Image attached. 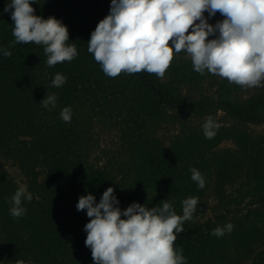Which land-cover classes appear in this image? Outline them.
Instances as JSON below:
<instances>
[{
  "label": "trees",
  "instance_id": "trees-1",
  "mask_svg": "<svg viewBox=\"0 0 264 264\" xmlns=\"http://www.w3.org/2000/svg\"><path fill=\"white\" fill-rule=\"evenodd\" d=\"M9 2L0 0V49L11 52L10 57L0 52V264H15L17 260L25 264H94L91 249L85 244L84 229L90 218L87 210H77V203L88 194L99 203L109 187L115 189L122 211L133 203L151 209L167 200L182 215V201L189 197L199 201L213 172L222 179L223 187L240 178L241 169L230 155L215 150L227 136L238 139L241 153L250 164L237 193L243 197L250 194L254 202L264 206L261 147H251L241 133L213 129L214 136L208 139L203 130L194 131L166 148L156 143L146 129L148 121L167 109L192 113L213 104L233 117L262 121L264 94L245 102L227 96L216 101H188L155 74L106 76L88 52L87 42L98 23L110 14L111 0H37L32 4L36 15L45 19L54 16L67 26V43L74 44L78 53L72 61L49 67L42 45L14 42L11 12L4 11ZM56 73L66 77L58 88L52 85ZM92 81L100 86L109 82L136 126L131 127L128 141L135 175L127 188L107 170L86 163L63 129H56L40 112V102L47 93L70 100ZM40 158L45 164L42 173L35 169ZM3 159L18 165L28 179L32 199L23 201L26 213L19 218L10 214V200L19 187L4 173ZM191 168L203 176V189L191 179ZM233 200L237 201V197ZM219 222L221 225L210 219L183 223L184 230L176 234L174 244L183 249L187 264H229L234 251H238L236 246L243 247L245 241L235 233L226 232L219 238L210 234L216 227L226 225L225 219ZM252 264H264V253Z\"/></svg>",
  "mask_w": 264,
  "mask_h": 264
},
{
  "label": "clouds",
  "instance_id": "clouds-1",
  "mask_svg": "<svg viewBox=\"0 0 264 264\" xmlns=\"http://www.w3.org/2000/svg\"><path fill=\"white\" fill-rule=\"evenodd\" d=\"M34 2L7 3L4 11L11 12L14 42L42 45L49 67L72 61L78 53L74 44L67 43V26L54 16L36 15ZM205 12L210 17L219 12L225 18L212 25ZM87 43L88 52L111 78L147 72L164 79L175 54L183 51L201 75L207 71L245 88L264 86V0H111L110 14L98 23ZM0 52L11 56L7 48ZM65 82L66 77L56 73L52 85L58 88ZM40 103L51 110L55 94L47 93ZM60 115L71 122L70 107ZM202 127L205 137L213 138L216 125L211 116ZM190 171L191 179L203 189L201 173L196 168ZM114 192L113 187L107 188L99 203L92 194L81 196L77 203V210H87L90 218L84 229L85 244L94 264H187L183 249L174 242L184 230L183 223L193 219L197 198L182 201V215L167 200L151 209L133 203L122 211ZM31 199L27 186L21 185L11 197L10 214L23 216L22 203ZM233 227L231 223L218 226L210 234L219 238Z\"/></svg>",
  "mask_w": 264,
  "mask_h": 264
},
{
  "label": "rangeland",
  "instance_id": "rangeland-1",
  "mask_svg": "<svg viewBox=\"0 0 264 264\" xmlns=\"http://www.w3.org/2000/svg\"><path fill=\"white\" fill-rule=\"evenodd\" d=\"M204 16L212 25L225 18L219 12L214 17L205 12ZM214 38L216 37H209ZM158 79L188 101L200 99L216 101L227 96L237 102H245L256 95L264 94V86L245 88L207 71L204 75L197 73L193 69L190 57L183 51L175 54L165 78ZM65 107L71 108L70 123L61 119L60 114ZM127 109L112 92L108 81L107 85L103 86L92 81L73 95L72 99L57 97L55 107H51V110L42 107L40 112L50 119V123L56 129H63L86 163L107 170L117 182L127 188L132 185L135 175L128 149L129 134L131 127L136 128ZM262 113V121H250L233 117L217 104L211 105L207 110L192 113L167 109L160 117L148 121L146 129L156 143L170 148L186 133L202 131L206 117L211 116L216 125L214 129H230L241 133L251 147L256 145L261 147L264 162V110ZM215 150L230 155L236 166L241 169L240 178L223 187L222 179L213 172L190 222L200 223L210 219L221 225L219 220L225 219L226 224L231 223L234 226L231 233L238 235L245 243L242 248L236 246L238 251H234L235 257L229 264H252L264 253V206L254 202V197L250 194L243 197L237 193L250 167L249 161L241 153L238 139L227 136ZM40 161L35 169L42 173L45 164L42 158ZM3 170L18 187L27 186L28 179L18 165L3 159ZM41 180L42 178L38 181ZM27 190L29 192L28 187ZM235 197L237 201L233 200Z\"/></svg>",
  "mask_w": 264,
  "mask_h": 264
}]
</instances>
